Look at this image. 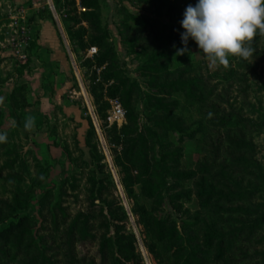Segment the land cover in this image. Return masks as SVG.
I'll return each instance as SVG.
<instances>
[{"label":"rangeland","instance_id":"rangeland-1","mask_svg":"<svg viewBox=\"0 0 264 264\" xmlns=\"http://www.w3.org/2000/svg\"><path fill=\"white\" fill-rule=\"evenodd\" d=\"M197 2L0 0V226L26 229L0 264H264V36L227 68L177 56Z\"/></svg>","mask_w":264,"mask_h":264},{"label":"clouds","instance_id":"clouds-1","mask_svg":"<svg viewBox=\"0 0 264 264\" xmlns=\"http://www.w3.org/2000/svg\"><path fill=\"white\" fill-rule=\"evenodd\" d=\"M181 26L184 47L177 49V56L189 51L191 39L204 53L210 70L227 68L230 56L250 60L255 51L252 41L264 36V0H198L186 7ZM32 126L29 118L25 127ZM5 140L0 135V142Z\"/></svg>","mask_w":264,"mask_h":264},{"label":"trees","instance_id":"trees-1","mask_svg":"<svg viewBox=\"0 0 264 264\" xmlns=\"http://www.w3.org/2000/svg\"><path fill=\"white\" fill-rule=\"evenodd\" d=\"M175 82H177V81L171 80V81H168V83H166V85L174 84ZM187 134H190V133H187ZM180 174L181 175H188L189 173H180ZM262 179H263L262 180L263 182L258 185V189H260V190H264V177ZM233 194H236L237 198H243L244 197V192L241 189H238ZM238 208H241V207H238ZM24 219H25V216H20L16 221L10 220L9 222L1 224V226H0V237L3 239H9L11 237H16V238L20 239L22 236L21 233L24 230H26L23 227ZM214 223L215 222L213 220L204 221L203 243L207 247H210L213 244V241L215 238L220 237L222 234H224V232H222L221 230H219L215 227ZM262 223H264V212L258 214V216L254 217L253 219L248 221L246 223V225L250 228H253V227L258 226ZM217 249H218L217 256L220 257V253H221L222 248L218 245Z\"/></svg>","mask_w":264,"mask_h":264},{"label":"crops","instance_id":"crops-1","mask_svg":"<svg viewBox=\"0 0 264 264\" xmlns=\"http://www.w3.org/2000/svg\"><path fill=\"white\" fill-rule=\"evenodd\" d=\"M35 23H33L34 25ZM42 25V34H41V41L43 40V43H41L43 45V48H40L38 50V53H40L42 56H43V51L47 52V56H48V52H51L50 55L51 56H44L43 59H46L47 63L45 65H51L53 64V59L55 56H58V51H60L61 49V41H60V38H59V33L57 32L58 29H56L55 27L53 26H50L48 23H46L45 21H42L41 23ZM50 59V60H48ZM45 75H49L48 74H45ZM53 99L55 101H59V98L57 96L54 95ZM34 106H30V108L33 109ZM39 107V106H37ZM38 110V109H37ZM36 109L32 110V118L31 119H35V117H39V113L36 112L37 111ZM36 112V113H35Z\"/></svg>","mask_w":264,"mask_h":264},{"label":"built area","instance_id":"built-area-1","mask_svg":"<svg viewBox=\"0 0 264 264\" xmlns=\"http://www.w3.org/2000/svg\"><path fill=\"white\" fill-rule=\"evenodd\" d=\"M89 51L90 52L96 51V47L95 46H92L89 49ZM112 106H113V110L112 111H113L114 115H122V113H123L122 107H121L120 103L117 101L116 98L113 100Z\"/></svg>","mask_w":264,"mask_h":264}]
</instances>
